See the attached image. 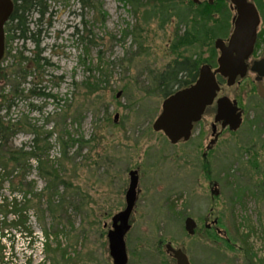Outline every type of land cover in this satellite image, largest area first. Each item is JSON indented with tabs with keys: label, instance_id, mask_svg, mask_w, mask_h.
Wrapping results in <instances>:
<instances>
[{
	"label": "rangeland",
	"instance_id": "1",
	"mask_svg": "<svg viewBox=\"0 0 264 264\" xmlns=\"http://www.w3.org/2000/svg\"><path fill=\"white\" fill-rule=\"evenodd\" d=\"M91 1L90 8L80 0H45L38 26V15L28 16L29 29L40 31L38 51L16 35L9 43L10 55L0 61L9 67L20 54L32 58L39 53L43 65L31 69L25 81L11 80L23 95L9 110L0 102L3 122L30 123L40 136L57 124L63 134L89 141L76 155V147L71 148L63 159L55 146L56 134L48 138L49 160L71 185L61 190L66 206L59 236L50 239L51 252L45 255L42 224L31 205L22 213L34 239L28 249L22 228L11 226L16 217L9 214L3 221L0 215L6 225L0 222V264H27V259L32 264H112L104 224L109 227L111 218L125 208L130 171H137L138 187L125 236L127 264H170L164 250L168 243L182 249L191 264H264V100L254 92V84L224 87V95L237 100L243 110L242 124L236 132L225 130L206 160L202 154L210 140L211 112L188 143L170 144L152 130L163 101L152 88V75L181 54L203 60L209 47L200 40L174 52L176 39L186 34L175 20L163 27L154 20L145 25L131 15L125 0ZM135 25L138 31H132ZM11 82L1 85L9 98ZM87 82L96 86L86 89ZM35 84L37 95L29 92ZM31 138L19 130L2 150L27 148ZM27 167L22 185L35 182L33 194L42 193L44 181L35 163L29 161ZM14 176L0 178V202L22 196L12 191ZM16 199L20 205L30 200ZM186 217L196 223L193 236L184 230ZM51 223L47 212L49 232Z\"/></svg>",
	"mask_w": 264,
	"mask_h": 264
},
{
	"label": "trees",
	"instance_id": "2",
	"mask_svg": "<svg viewBox=\"0 0 264 264\" xmlns=\"http://www.w3.org/2000/svg\"><path fill=\"white\" fill-rule=\"evenodd\" d=\"M44 1L45 0H13V12L9 17L4 31V56L1 61L10 55L9 43L16 35L17 39L21 40L23 43H32L35 51H38L40 45V31H31L29 29L28 16L30 13L37 14L38 19L34 22V25L38 26L46 12ZM80 2L83 7H93L91 0H80ZM124 3L130 7L131 15L139 17L142 24L146 25L148 22L154 20L158 23L159 27H163L172 20H175L177 28L184 27L186 29V34L176 39L173 46L174 52L181 48L195 46V44L201 40V35L205 33L204 31L211 30L208 22L213 20L212 15L216 13V11H219L212 10L210 5L196 6L191 0H125ZM100 17H103L101 12ZM138 29L139 28L135 25L132 31H138ZM123 31H128V29ZM132 33L135 35V32ZM41 61L40 54L36 53L32 58H25L21 54L14 57L13 63L9 67H3L0 62V102L5 103L8 110L13 107V100L23 95V91H19V87L14 86L11 80H16L18 78L19 80L25 81L31 69H33V71L42 69L41 66L43 65H41ZM198 65L199 60H194L191 57H184L182 54L178 55V58L167 65L164 71L152 75L151 85L153 90L158 92L163 98L168 97L173 93L175 87H183L188 84L183 81L182 77L188 76V78H193ZM8 82H11L10 94L12 96L10 98L9 95H3L4 90L1 87L2 84L3 86L7 85ZM95 86L96 85L92 83H85V88L89 90ZM36 89L37 84L33 85L29 90L30 94L37 95L40 93H35ZM42 95L53 103L55 101H57V104L60 102L56 96ZM21 124H23V127ZM54 128L40 136L39 132L30 123L12 124L10 121L3 122V120L0 119V171H3V173L6 172L4 176L0 174V178H7L15 173L16 176L12 177L13 181L11 182L12 191H16L18 194L21 193L22 195H19L20 197L17 195L14 196L11 202L3 199L0 202V215H3L4 221L7 215L12 214L17 220L11 226L16 225L17 227H23L24 221L22 213L23 211H29L30 202V200L26 201V197H30L32 194L36 201V213L42 224L43 235L47 240V254L51 252L50 239H57L59 236V231L57 229L66 206L61 190H67L71 186L63 177L60 169L55 168L49 160L51 144L48 138L56 134L55 146L59 148L60 156L63 159H67L71 148L76 147L74 153V155H76L89 142L82 137L74 139L73 136L66 132L63 134L60 131V126L57 124H55ZM19 130H24L32 136L31 141L28 143V147L2 150V147H6L9 138ZM29 161L35 163L37 176L44 181V189L40 194H33L35 182H33V184H27L26 188L22 185L26 173L30 170V168L27 167ZM1 187L2 185L0 184V189ZM24 189H27V191H24ZM16 198L24 199V202H26L20 205ZM47 212L52 216V223L50 225L51 232L45 231L47 230ZM1 224H4L3 226L6 227L5 222H1ZM244 239L245 245L248 246L246 237H244ZM245 249L244 251L248 254L250 250L246 247ZM56 250L59 251L57 248L54 252H56Z\"/></svg>",
	"mask_w": 264,
	"mask_h": 264
},
{
	"label": "flooded vegetation",
	"instance_id": "3",
	"mask_svg": "<svg viewBox=\"0 0 264 264\" xmlns=\"http://www.w3.org/2000/svg\"><path fill=\"white\" fill-rule=\"evenodd\" d=\"M10 1L14 8L13 0ZM191 2L196 6L210 5L212 10H219L212 15L214 22L210 26L211 30L204 31L205 33L201 35V40H204L205 45L210 49L209 55L207 58L203 60L201 59L199 61L200 64L196 68L195 76L193 78L190 77L187 81H185L188 83L186 86L175 87L171 95L166 98H163V101L161 103V110L152 124V130L155 131L154 125L158 121H161L162 127L157 132L161 133L166 138V140H168V130L173 129V127L180 126L181 122L183 121V118L166 117L164 114L165 102H167L170 98L176 96H178L182 101L185 99H187L188 102L190 100L193 101V99H196V97H198L200 93L203 92L204 88L202 86L207 88L210 86L215 87L216 90L212 92V103L210 105H207L203 109L202 113L198 117V120L193 123L190 136L191 138L194 128L199 125V123L203 120L206 114L208 112H211L213 114V122L210 125V140L205 147V152L202 154V158L206 160L207 153L211 151L212 147L216 144L221 134L225 130L231 132L227 127L223 129L222 123L219 122L215 124L214 122L215 115L217 112V101L222 98H227L230 102H236L237 108L241 112V120L243 119V110L239 107L237 100L230 99L226 95H224V87L230 89L239 84H243L246 81H250L252 84H254L253 90L256 95L261 100H264L260 95V90L264 91V71L259 68L256 69V67L264 65V0L245 1V4L248 6V8L244 9L245 12H243L242 16L241 22H243V30L238 32L235 29V24L237 23V18L239 15L237 9L234 5L231 4L230 0H197V2H193V0H191ZM252 8L253 10H255V16H251V13L249 14V11H251ZM217 41H220L222 43L219 44V47H216ZM221 48H223L224 50ZM205 67L207 68V71L203 74L201 70ZM203 76H205L206 78V83L204 85H202L201 81ZM185 95H187L188 98L184 99L183 96ZM172 123H174L175 125L173 126ZM188 141L180 140L176 144H174V146L179 144H186L188 143ZM29 198V209L31 208V205L32 208H35V204H33V202L35 201L34 196L31 194ZM23 213L24 215L26 214L25 211H23ZM112 218L109 227L104 224V228H108L106 238L107 234L113 229ZM23 221L24 226L20 227L22 228L21 232H23L24 236H26V239H29L28 249H32L34 247V239H32L31 230L29 228H25L26 216H23ZM39 224H41L40 221ZM214 224H217V222H214ZM128 225L130 230V217L128 220ZM204 227L208 231L212 229V225H205ZM129 230L127 231V233L129 232ZM45 231L47 232V230ZM127 233L125 234V236L127 235ZM166 245L167 244L164 245V250ZM42 250L45 255H47L46 238H44V245L42 246ZM183 253L185 254L184 251ZM166 255L172 261L170 264L176 263L175 259L171 254L166 253ZM26 263L32 264L30 259H27ZM44 264H46V261Z\"/></svg>",
	"mask_w": 264,
	"mask_h": 264
},
{
	"label": "water",
	"instance_id": "4",
	"mask_svg": "<svg viewBox=\"0 0 264 264\" xmlns=\"http://www.w3.org/2000/svg\"><path fill=\"white\" fill-rule=\"evenodd\" d=\"M231 4L235 6L238 12L237 23L235 24L236 31L243 30L242 16L245 8L248 6L245 4L246 0H230ZM197 2V0H193ZM13 12V5L10 0H0V61L4 56V26L8 22L9 17ZM253 12V14H252ZM251 13V14H250ZM255 10L253 8L249 11L251 16L254 15ZM222 44L220 41L216 42V47ZM223 49V48H221ZM224 50V49H223ZM262 69L264 71V65L256 67V69ZM202 73L207 71V68H203ZM202 85L206 83L205 76L201 79ZM203 92L200 93L196 99L188 102L187 95L183 96L185 100H180L178 96L170 98L165 102L164 114L168 118L182 117L183 121L178 127L168 130V140L170 144L174 145L180 140L188 141L191 136L192 125L198 120V117L202 113L203 109L212 103V92L216 90L215 87H204ZM260 95L264 99V91L260 90ZM120 94L117 95L119 97ZM117 118V116H115ZM171 122V121H170ZM216 123H222V128H228L231 132H236L242 123L241 112L237 108L236 102H230L227 98H222L217 101V112L214 119ZM174 126L175 124L172 123ZM162 127L161 121H158L154 125V129L157 132ZM129 183L125 193V209L122 212L116 214L113 218V229L107 234L109 256L112 264H127V254L125 251L124 237L129 230L128 220L133 211L136 199H137V187H138V174L137 171H130L128 174ZM118 224V225H117ZM196 229V223L191 218H186L184 221V230L188 236H193ZM165 251L171 254L175 259V264H190L187 256L180 249H174L170 244H167Z\"/></svg>",
	"mask_w": 264,
	"mask_h": 264
}]
</instances>
